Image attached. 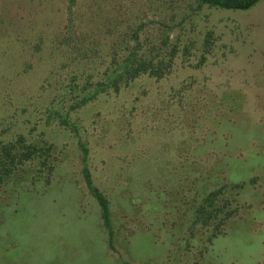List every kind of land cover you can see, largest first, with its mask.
<instances>
[{
    "label": "rangeland",
    "instance_id": "obj_1",
    "mask_svg": "<svg viewBox=\"0 0 264 264\" xmlns=\"http://www.w3.org/2000/svg\"><path fill=\"white\" fill-rule=\"evenodd\" d=\"M68 3L0 0V140L23 135L52 143L59 154L50 185L32 184L21 172L0 193V264H189L190 256L176 251L188 219L181 194L194 203L235 183H245L235 193L239 216L200 264H264V0L248 9L199 8L197 0H79L75 25L91 34L100 32L95 17L122 10L147 21L154 37L163 28L153 21L176 25L189 14L172 36L190 52L179 55L170 76L144 75L73 112L78 135L50 118L52 109H64L53 101L55 78L66 82L80 66L62 67ZM94 36L103 48L105 38ZM186 80L204 98L183 111L173 93ZM80 138L89 146L93 181L110 200L116 252L84 180Z\"/></svg>",
    "mask_w": 264,
    "mask_h": 264
},
{
    "label": "trees",
    "instance_id": "obj_2",
    "mask_svg": "<svg viewBox=\"0 0 264 264\" xmlns=\"http://www.w3.org/2000/svg\"><path fill=\"white\" fill-rule=\"evenodd\" d=\"M258 1L197 0L199 8L207 5L229 9H248ZM111 2L118 9L124 6L120 1ZM78 3L79 0H69L67 6L69 26L61 32L60 36L62 46L67 45V49L64 47L66 60L62 61V67L65 68L74 63H78L80 66H76L70 71L66 82L64 79L55 78L58 88L53 101L59 102L65 110L60 111L54 108L50 114L52 120L59 119L61 126L77 135L80 129L79 125L71 120L73 112L94 102L100 95L110 92L120 93L144 75L157 80L170 76L179 55L182 53L187 56L190 52L189 45L185 46V50L182 49L179 38L173 39L172 36L175 26L183 24L189 14L184 15L180 23L176 25L172 23L173 21L169 23L164 19L153 21L155 25L163 28V33L154 37L148 33L147 21L139 16L126 17L127 15L122 10L121 14L116 17L111 15L95 17L97 31L100 32L91 34L79 30L75 25L74 15ZM94 35H101L105 38V42H102L104 43L103 48L98 49L92 43ZM211 41V32H209L204 41L206 46L202 54L203 60L206 52L208 53L210 50L207 47L210 48ZM42 42L43 39H40L37 44ZM100 50L101 52H99ZM192 86L193 82L186 80L182 81L180 86L174 90L176 93H173V96L176 97L174 104L180 106L183 111L193 110L195 105L204 98L199 94L201 91L197 92L196 89H192ZM78 143L82 151V172L85 183L100 204L99 212L103 226L108 232L109 248L116 252L110 200L93 181L88 165L90 150L87 142L80 138ZM58 164L59 154L55 151L52 143L31 142L23 135L12 140H0V193L14 179H18V183L21 172L27 173V178L31 179L32 184L42 181L48 186L55 177ZM31 168H35L34 175L26 172ZM254 180L256 178L252 179V181ZM244 185L245 183L223 184L204 195L198 194L200 197L195 198L194 203L192 199L184 200V196L181 194L184 203L181 211L188 216V219L185 221L184 234L178 238L176 243V251L183 256H190L191 259L187 258L189 264H200L205 259L214 239L217 236L225 235L229 223L239 216L240 204L236 200L235 193L237 194ZM124 264L137 263L124 261Z\"/></svg>",
    "mask_w": 264,
    "mask_h": 264
}]
</instances>
